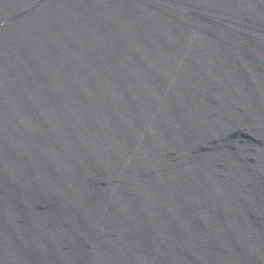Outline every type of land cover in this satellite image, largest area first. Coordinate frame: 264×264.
Listing matches in <instances>:
<instances>
[{
    "label": "water",
    "instance_id": "1",
    "mask_svg": "<svg viewBox=\"0 0 264 264\" xmlns=\"http://www.w3.org/2000/svg\"><path fill=\"white\" fill-rule=\"evenodd\" d=\"M0 264H264V0H0Z\"/></svg>",
    "mask_w": 264,
    "mask_h": 264
}]
</instances>
